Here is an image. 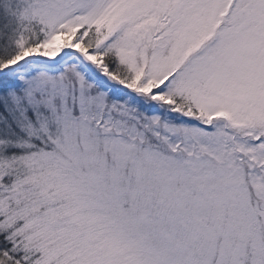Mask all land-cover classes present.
<instances>
[{
	"label": "snow or ice",
	"instance_id": "snow-or-ice-1",
	"mask_svg": "<svg viewBox=\"0 0 264 264\" xmlns=\"http://www.w3.org/2000/svg\"><path fill=\"white\" fill-rule=\"evenodd\" d=\"M0 264H264V0H0Z\"/></svg>",
	"mask_w": 264,
	"mask_h": 264
}]
</instances>
